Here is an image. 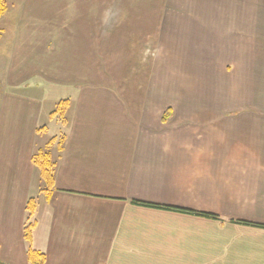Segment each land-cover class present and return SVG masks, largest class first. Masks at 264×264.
I'll list each match as a JSON object with an SVG mask.
<instances>
[{
	"label": "crops",
	"instance_id": "crops-1",
	"mask_svg": "<svg viewBox=\"0 0 264 264\" xmlns=\"http://www.w3.org/2000/svg\"><path fill=\"white\" fill-rule=\"evenodd\" d=\"M5 3L0 49L14 47L0 57L1 264H29L31 198V247L45 264H264V76L246 63L244 91L237 70L246 65L221 81L220 64L215 71L194 50L175 64L176 87L154 89V63L147 86L139 70L127 94L125 74L94 82L93 70V12L127 9L110 0ZM11 4L31 14L10 23ZM206 38L192 47L205 49ZM222 94L225 114L208 106ZM61 102L62 118L52 117ZM39 150L54 162L49 190L32 162Z\"/></svg>",
	"mask_w": 264,
	"mask_h": 264
},
{
	"label": "rangeland",
	"instance_id": "rangeland-1",
	"mask_svg": "<svg viewBox=\"0 0 264 264\" xmlns=\"http://www.w3.org/2000/svg\"><path fill=\"white\" fill-rule=\"evenodd\" d=\"M118 2L122 6L118 5ZM96 3L98 0H95ZM113 3H116L117 8L123 7L127 10L93 12L94 82L107 83L110 77L115 81V77L125 74V80L122 81L129 83L131 87H128L127 94L132 93L133 87L138 89L140 86L136 84L140 77L133 79V73L140 70V81L145 85L148 83L151 66L156 63L155 75L157 73L158 77H155L153 81L154 76H152L153 87L155 90H162L163 87L168 89V86H175L170 82L171 73L179 77L182 71L181 66L174 68L175 64L185 62L188 52L194 50L200 53L206 51V58L203 61L206 62V66L211 62L215 63V71L219 69L220 64L223 74L221 81L225 77L230 78L233 64L235 66L236 62L239 65L249 63L253 69L252 74L260 79L262 75L264 76L262 73L264 69V0H110V5ZM134 5H139L137 10H130L135 7ZM8 7L7 20L10 23L16 22L19 16L25 18L31 14L27 10L21 12L15 10L17 8H14L13 4ZM209 8H221V10H207ZM193 24L199 27L200 31L192 29ZM3 30L0 25V40L4 36ZM195 32L207 37L205 49L201 44L192 47L199 37V34ZM219 33L220 40L216 38L219 37ZM1 47L3 48L0 49V57H7L14 46L8 44L6 47L5 45ZM5 66V62L0 61L2 69L0 73L5 74L7 71ZM245 68L247 69V65L239 66L237 70L242 80L240 88L244 91L247 77ZM202 81L203 76L200 75V82ZM0 82L3 85L6 81L0 80ZM220 83L222 86L226 85L224 82ZM253 86L259 92V86L256 83ZM47 87L53 89V85H47ZM214 88L216 89V83ZM206 89L209 87L207 86ZM251 100L259 99L255 94ZM212 101L208 106L213 105V111L223 109V114L227 113L224 111L228 103L225 95L222 94ZM49 135L47 134L48 137Z\"/></svg>",
	"mask_w": 264,
	"mask_h": 264
},
{
	"label": "trees",
	"instance_id": "trees-1",
	"mask_svg": "<svg viewBox=\"0 0 264 264\" xmlns=\"http://www.w3.org/2000/svg\"><path fill=\"white\" fill-rule=\"evenodd\" d=\"M6 10V3L5 0H0V18L4 14ZM66 102H61L58 107L55 109V111L52 113L53 116H59L62 118L64 108L62 107V104H65ZM33 164L39 169L41 173V177L43 181L46 183L48 189L54 187V162L52 161L51 154L49 151L45 150H39L33 157H32ZM144 206H149L146 204H141ZM37 209V203L36 200L31 198L27 204L26 210H27V225L24 228V239L29 245L28 253H27V259L29 264H45L46 263V255L40 251H36L32 249V236H33V230L36 226V222L33 220V217L35 215ZM168 209V208H167ZM170 209V208H169ZM175 211L184 212L186 214H192L197 216H203L207 218H213L218 219L217 216L211 215V214H205V213H199L192 210H182V209H174ZM1 264V261H0Z\"/></svg>",
	"mask_w": 264,
	"mask_h": 264
}]
</instances>
